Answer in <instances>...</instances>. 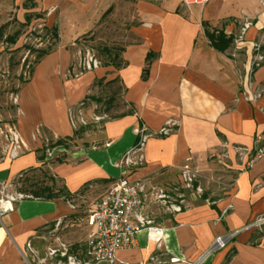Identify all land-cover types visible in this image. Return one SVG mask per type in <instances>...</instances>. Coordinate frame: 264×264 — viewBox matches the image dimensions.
<instances>
[{
  "label": "crops",
  "instance_id": "obj_1",
  "mask_svg": "<svg viewBox=\"0 0 264 264\" xmlns=\"http://www.w3.org/2000/svg\"><path fill=\"white\" fill-rule=\"evenodd\" d=\"M15 1L18 22L36 19L56 28L58 39L18 89L12 129L20 142L0 159V186L46 161L73 196L127 177L142 185L140 213L155 218L164 232L151 251L147 232L140 231L135 247L118 250L114 264H150L154 258L155 264H264V222L255 224L264 216V156L251 161L264 140V60L254 65L257 47L264 57L259 0H134L138 22L134 42L121 52L122 66L83 72L72 64L76 41L95 28L114 0ZM245 22L250 26L242 33ZM203 24L231 38L228 47L214 49ZM98 81H115L133 112L74 127L70 114L101 94ZM169 120L177 127L160 135ZM139 126L153 134L143 162L121 167ZM63 139H70L67 146L51 148L52 156L40 160L44 146ZM185 167L195 172L201 192L184 190L182 211L172 213L155 193L161 188L173 195ZM211 172L230 183L223 195L209 194ZM73 213V205L61 199L16 202L0 220V264H29L27 246ZM218 237L225 246L213 249Z\"/></svg>",
  "mask_w": 264,
  "mask_h": 264
},
{
  "label": "rangeland",
  "instance_id": "obj_2",
  "mask_svg": "<svg viewBox=\"0 0 264 264\" xmlns=\"http://www.w3.org/2000/svg\"><path fill=\"white\" fill-rule=\"evenodd\" d=\"M27 2L31 4L32 0H26ZM133 5L134 0L112 1L95 28L78 38L74 47L76 57L72 63L76 71L82 70L90 58L96 59L99 66H106L109 62L119 63L124 47L134 42L133 32L138 21ZM17 11L15 0H0V159L4 151L11 148L13 144L12 138L15 132L12 128L17 112L18 89L27 81L31 69L36 64L37 50L47 49L54 44L50 32H47L40 21L31 19L28 23L22 24L16 19ZM109 93L111 92L99 94L97 98L101 97L102 102L90 100L84 105L85 123L99 122L93 119V115L103 119L129 112L130 109L125 106L120 96H115L116 101L110 106L108 112L104 111ZM75 115L76 111L73 116L77 124L79 119ZM73 150V145H69L68 151ZM219 174V172H211L210 179L207 181L210 195H223L230 187L229 182L220 183ZM26 177L50 185L54 183L57 188L60 187V182L54 178L49 166L48 169L33 170L23 178ZM17 182L18 179L11 182L8 188L9 193L17 192L19 187ZM108 187L106 185L89 186L74 195L70 202L75 215L66 218L57 227L55 224L52 225L42 234V238L38 239L37 243L30 245L26 252L29 264H39L38 261L45 258L47 262H51L52 260L47 256L49 248L61 250L63 247L68 249L77 245L78 252L81 253V248L86 246L91 230L88 217ZM147 217L150 218V216ZM154 221H156L155 218Z\"/></svg>",
  "mask_w": 264,
  "mask_h": 264
},
{
  "label": "built area",
  "instance_id": "obj_3",
  "mask_svg": "<svg viewBox=\"0 0 264 264\" xmlns=\"http://www.w3.org/2000/svg\"><path fill=\"white\" fill-rule=\"evenodd\" d=\"M208 0H182L185 5H203ZM264 7V0H259ZM250 26V22H245L242 27V33ZM264 60L263 55L256 48L254 65L258 66ZM100 67L96 59L90 58L86 62L81 72L93 70ZM83 105L79 106L76 111L79 122L77 124L87 125L83 119ZM74 112L70 114L71 123L76 127L74 120ZM95 121L102 120V117L93 115ZM177 127L175 121L169 120L165 123L160 135L165 136ZM136 141L132 148L123 156L120 166L135 167L142 164L144 156L145 144L151 136L144 126H139L135 130ZM13 144L17 145L19 141L18 135L14 133L12 138ZM47 156H51L49 150L46 151ZM264 156V140L257 146L251 161ZM181 186L174 191L173 195H169L165 190H156L155 197L165 208L172 213L181 212L183 209L184 197L183 191L201 189L195 187L196 174L190 167H185L180 173ZM10 184L0 186V220L1 218L13 210L14 204L27 196L13 192L9 193ZM143 188L139 181L129 180L127 177H120L112 182L98 204L91 211L88 217V225L91 227L88 239L86 241V255L83 259L78 258L74 253H69V249L61 250L48 249L47 256L52 260H39V264H114L116 252L121 249H130L136 245V235L145 230L148 235L147 246L151 251H155L163 236L164 228L156 224L152 219L143 216L140 211L142 208ZM264 222V216L258 218L255 222L260 226ZM60 222L55 224L59 226ZM225 241L223 237L215 239L213 249L223 248ZM30 245L27 246V249ZM173 262L174 260H170ZM157 260L152 259L150 264H155Z\"/></svg>",
  "mask_w": 264,
  "mask_h": 264
},
{
  "label": "trees",
  "instance_id": "obj_4",
  "mask_svg": "<svg viewBox=\"0 0 264 264\" xmlns=\"http://www.w3.org/2000/svg\"><path fill=\"white\" fill-rule=\"evenodd\" d=\"M203 26H204L208 41L214 49H216L218 51H223L225 48L228 47L229 43L231 42V38H226V36L221 32H214V31L210 32L207 24H203ZM46 30H47V32H50L51 37L54 40V44L52 47H49L47 49L37 50L36 63L43 56L47 55L48 53H50L52 51V49L55 46L57 39H58V32H57L56 28H51V29H46ZM106 66H113L114 68H119L122 66V62H121V60L119 61L118 64L117 63L115 64V62H112V63L109 62L108 64H106ZM32 70H33V68L31 69L30 74L32 73ZM71 71H72V67L70 68V74L72 75ZM96 84L101 86V88H102L101 94L106 93L107 91L111 92V93H109V97L107 98V100L105 102L106 108H103L104 111L108 112L110 109V106L116 101L115 96L117 97L120 95L121 89L116 84L115 81L108 82L105 84H103V81H98V82H96ZM102 101L103 100L101 97L95 99V102H102ZM132 112L133 111L129 110V112H127V114L132 113ZM82 130H83L82 126L78 129H76L74 132V138L80 137ZM68 140H70V139L58 140L53 144L49 143L47 146H44V148L42 149V156H41L40 160L43 161V159L46 157V151L47 150L50 151L51 148L56 147V146H63V147L67 146ZM43 168L48 169V166L46 163L41 162V166H39L38 168H32V169H29V170L23 172L17 178L18 179L17 183L19 185V187L16 190L17 193L23 194V195H25L31 199H39V200H44V201L61 199L63 201L69 202L71 204L70 199L73 198V195H71L63 186H60L59 188H57L54 183L50 185V184H47L45 182L43 183L42 181L31 180V178H29V177L23 178L24 176H26L27 173L32 172L33 170H39V169H43ZM73 215H75V214L73 213L69 217H72ZM77 248H78L77 245L72 246L71 249H69V253H74L78 258L83 259L86 255V246L81 248V253L78 252L79 250Z\"/></svg>",
  "mask_w": 264,
  "mask_h": 264
}]
</instances>
